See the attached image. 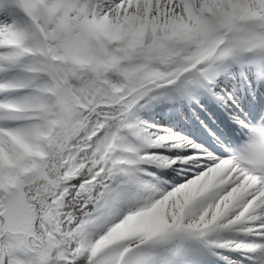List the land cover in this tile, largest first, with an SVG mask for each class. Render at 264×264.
<instances>
[{
	"label": "snow or ice",
	"instance_id": "snow-or-ice-1",
	"mask_svg": "<svg viewBox=\"0 0 264 264\" xmlns=\"http://www.w3.org/2000/svg\"><path fill=\"white\" fill-rule=\"evenodd\" d=\"M0 264H264V0H0Z\"/></svg>",
	"mask_w": 264,
	"mask_h": 264
},
{
	"label": "rangeland",
	"instance_id": "rangeland-1",
	"mask_svg": "<svg viewBox=\"0 0 264 264\" xmlns=\"http://www.w3.org/2000/svg\"><path fill=\"white\" fill-rule=\"evenodd\" d=\"M231 73V74H228ZM243 75L244 77L247 75L246 72H244L240 66H233L232 68L228 69L221 75L226 77L227 79L233 80L234 78L237 79L238 76ZM226 75V76H225ZM228 76V77H227ZM137 226L136 222H133L129 225V228H135Z\"/></svg>",
	"mask_w": 264,
	"mask_h": 264
},
{
	"label": "bare ground",
	"instance_id": "bare-ground-1",
	"mask_svg": "<svg viewBox=\"0 0 264 264\" xmlns=\"http://www.w3.org/2000/svg\"><path fill=\"white\" fill-rule=\"evenodd\" d=\"M231 74V73H228ZM226 76V75H225ZM228 77V76H227ZM245 77L243 75H240V77H238L237 81H244ZM244 86H241V88H243Z\"/></svg>",
	"mask_w": 264,
	"mask_h": 264
},
{
	"label": "clouds",
	"instance_id": "clouds-1",
	"mask_svg": "<svg viewBox=\"0 0 264 264\" xmlns=\"http://www.w3.org/2000/svg\"><path fill=\"white\" fill-rule=\"evenodd\" d=\"M246 162L250 163L249 161H246Z\"/></svg>",
	"mask_w": 264,
	"mask_h": 264
}]
</instances>
